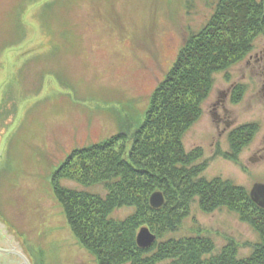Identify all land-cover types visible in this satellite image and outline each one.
<instances>
[{"label":"rangeland","instance_id":"obj_1","mask_svg":"<svg viewBox=\"0 0 264 264\" xmlns=\"http://www.w3.org/2000/svg\"><path fill=\"white\" fill-rule=\"evenodd\" d=\"M215 5L214 0H0L1 248H17L31 264H100L73 232L53 174L75 149L123 130L132 135L185 40L207 24ZM254 45L243 61L214 75L201 118L183 135L187 153L203 151L202 177L229 180L250 195L264 185V37H256ZM239 85L245 91L235 102ZM246 124H257L258 132L237 159L226 157L230 132ZM130 141L117 150L128 155ZM59 184L106 194L103 185L86 186L74 177H62ZM135 210L118 208L110 218L124 220ZM154 215L143 217L136 236L143 226L157 231L149 221ZM197 234L211 237L217 248L234 241L241 256L260 241L239 213L227 207L209 212L197 200L178 229L156 241ZM0 264L25 262L11 252L0 254Z\"/></svg>","mask_w":264,"mask_h":264},{"label":"trees","instance_id":"obj_2","mask_svg":"<svg viewBox=\"0 0 264 264\" xmlns=\"http://www.w3.org/2000/svg\"><path fill=\"white\" fill-rule=\"evenodd\" d=\"M214 1L210 20L185 40L172 68L150 95L144 119L132 135L123 130L101 143L75 149L53 174L55 193L73 232L100 264H264V207L229 180L202 177L206 167L198 162L202 149L187 153L183 145L185 131L203 114L214 75L243 61L254 50L255 38L264 37V0ZM244 91L237 86L233 101L238 102ZM256 132L257 124L235 128L229 134L231 152L225 156L237 159ZM128 139L131 147L125 156L123 148L117 147ZM62 177H74L86 186L103 185L106 194L63 187ZM157 190L166 199L159 209L149 203ZM194 200L209 212L227 207L239 213L260 235L252 252L239 255L234 241L217 248L211 237L200 234L156 241L147 249L137 245L136 230L148 212L155 214L149 221L157 227V237H162L178 229ZM123 207L136 210L124 220L110 218Z\"/></svg>","mask_w":264,"mask_h":264},{"label":"water","instance_id":"obj_3","mask_svg":"<svg viewBox=\"0 0 264 264\" xmlns=\"http://www.w3.org/2000/svg\"><path fill=\"white\" fill-rule=\"evenodd\" d=\"M251 197L254 202L259 206L264 207V185L257 184L255 188L251 191ZM151 207L158 209L165 204L164 193L160 190L153 192L149 199ZM157 240V235L150 230V228L143 226L136 236L137 245L142 249L150 248ZM0 251L6 252V250L1 249ZM11 252L19 255L25 264H31L28 258L20 251L11 250Z\"/></svg>","mask_w":264,"mask_h":264},{"label":"bare ground","instance_id":"obj_4","mask_svg":"<svg viewBox=\"0 0 264 264\" xmlns=\"http://www.w3.org/2000/svg\"><path fill=\"white\" fill-rule=\"evenodd\" d=\"M1 226H2V225H1ZM12 248H13V247H11V248H7V247H5V249H4V250H6L5 254H7V253H11V250H14V249L18 251L17 248H15V247H14L13 249H12Z\"/></svg>","mask_w":264,"mask_h":264},{"label":"flooded vegetation","instance_id":"obj_5","mask_svg":"<svg viewBox=\"0 0 264 264\" xmlns=\"http://www.w3.org/2000/svg\"><path fill=\"white\" fill-rule=\"evenodd\" d=\"M2 236V234H1V231H0V237ZM1 246H2V244L0 245V248H1ZM14 248V247H13ZM1 249H5V248H1ZM0 254H5V252H3V251H0ZM7 255H8V253H7Z\"/></svg>","mask_w":264,"mask_h":264}]
</instances>
